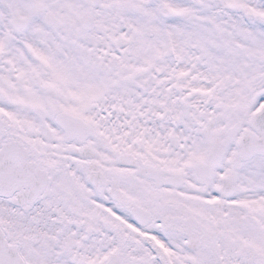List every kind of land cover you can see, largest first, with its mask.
I'll return each mask as SVG.
<instances>
[{
    "label": "snow or ice",
    "instance_id": "1",
    "mask_svg": "<svg viewBox=\"0 0 264 264\" xmlns=\"http://www.w3.org/2000/svg\"><path fill=\"white\" fill-rule=\"evenodd\" d=\"M0 264H264V0H0Z\"/></svg>",
    "mask_w": 264,
    "mask_h": 264
}]
</instances>
